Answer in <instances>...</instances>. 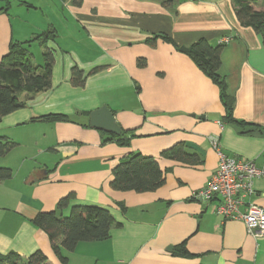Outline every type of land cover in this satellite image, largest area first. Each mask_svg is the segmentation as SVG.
Segmentation results:
<instances>
[{
  "label": "crops",
  "instance_id": "1",
  "mask_svg": "<svg viewBox=\"0 0 264 264\" xmlns=\"http://www.w3.org/2000/svg\"><path fill=\"white\" fill-rule=\"evenodd\" d=\"M167 1L0 0V63L12 41L45 33L47 43L30 47L33 61V48L39 57L45 47L54 52L51 89L29 99L22 94L24 106L0 120V138L17 145L0 158V168L12 170L11 179L0 181V255L41 251L46 264H62L31 221L73 194L58 215L69 216L76 205L97 206L121 226L107 240L65 252L69 264H264V237L217 214V201L193 198L218 168L214 140L226 156L264 164L263 36L239 23L232 0ZM254 8L264 11V0ZM162 37L178 47L200 40L223 46L220 72L233 118L246 126L225 120L218 87ZM73 68L85 77L82 87L71 84ZM102 107L113 113L128 145L90 127V114ZM47 115L62 119L38 120ZM180 143L200 164L161 157ZM133 154L157 159L163 186L147 193L111 188L114 168ZM253 188L246 202L264 208V178ZM182 244L189 255L178 252Z\"/></svg>",
  "mask_w": 264,
  "mask_h": 264
},
{
  "label": "trees",
  "instance_id": "2",
  "mask_svg": "<svg viewBox=\"0 0 264 264\" xmlns=\"http://www.w3.org/2000/svg\"><path fill=\"white\" fill-rule=\"evenodd\" d=\"M234 10L239 23L243 27L252 28L264 39V11H257L254 4L257 0H232ZM166 6L171 1L164 3ZM45 33L36 38L40 44L47 43ZM167 43L175 46L178 52L187 55L200 71L207 76L220 90V99L225 108V120L228 123L246 126L244 122H238L233 118V98L227 91L225 78L221 75V53L223 46L214 45L206 40H200L188 47L176 46L168 37H162ZM34 41H12L8 53L0 63V120L24 106L20 100L22 94L26 98L37 93L47 91L52 87V71L54 65V52L45 47L42 53L43 64L35 65L33 54L30 51ZM148 45L155 46L156 39L147 41ZM139 67L145 66V61L139 59ZM96 72V70H94ZM85 77L78 68H73L71 84L74 87H82ZM62 119L58 115H47L38 120L55 122ZM111 140L120 146L128 145V139L124 135L111 134ZM16 143L7 138H0V158L7 155L15 147ZM161 157L187 165H198L200 159L196 154L188 153L183 144L161 153ZM12 178V170L0 168V181ZM165 183V172L154 157L133 154L122 159L112 172L110 186L119 192L147 193L154 192ZM70 194L59 200L56 211L40 212L31 221L38 229L44 231L51 242L52 249L62 264H69L67 256L72 253L80 243L99 242L110 238L113 226L120 227L116 223L109 210L97 206L76 205L71 208L69 216L58 215L70 205L74 199ZM123 210H125L123 208ZM181 255H189L185 244L178 247ZM47 256L37 251L27 258L21 257L16 252L0 255V264H46Z\"/></svg>",
  "mask_w": 264,
  "mask_h": 264
},
{
  "label": "built area",
  "instance_id": "3",
  "mask_svg": "<svg viewBox=\"0 0 264 264\" xmlns=\"http://www.w3.org/2000/svg\"><path fill=\"white\" fill-rule=\"evenodd\" d=\"M213 146L219 155L218 168L206 187L193 193V198L217 201V214L224 219L241 220L250 235L264 237V208L246 202L254 194V180L264 178V164L258 167L254 162L226 156L219 150L217 140Z\"/></svg>",
  "mask_w": 264,
  "mask_h": 264
},
{
  "label": "water",
  "instance_id": "4",
  "mask_svg": "<svg viewBox=\"0 0 264 264\" xmlns=\"http://www.w3.org/2000/svg\"><path fill=\"white\" fill-rule=\"evenodd\" d=\"M90 127L115 135L121 134V128L108 107H102L90 114ZM167 250L172 249L169 247Z\"/></svg>",
  "mask_w": 264,
  "mask_h": 264
},
{
  "label": "rangeland",
  "instance_id": "5",
  "mask_svg": "<svg viewBox=\"0 0 264 264\" xmlns=\"http://www.w3.org/2000/svg\"><path fill=\"white\" fill-rule=\"evenodd\" d=\"M37 48H38V47H37ZM32 50H33V52L37 53V54H36V59H34L33 62H34L36 65L41 64V63H42V56H41V57L38 56L39 53L36 51V48H33ZM5 131H6V130H5ZM7 132H10V131H7Z\"/></svg>",
  "mask_w": 264,
  "mask_h": 264
}]
</instances>
